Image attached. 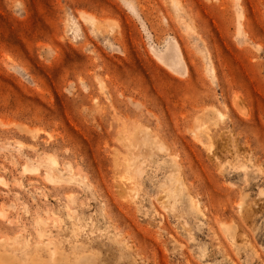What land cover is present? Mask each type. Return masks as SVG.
I'll return each instance as SVG.
<instances>
[{
    "label": "rangeland",
    "instance_id": "374dc122",
    "mask_svg": "<svg viewBox=\"0 0 264 264\" xmlns=\"http://www.w3.org/2000/svg\"><path fill=\"white\" fill-rule=\"evenodd\" d=\"M8 254L264 264V0H0Z\"/></svg>",
    "mask_w": 264,
    "mask_h": 264
},
{
    "label": "bare ground",
    "instance_id": "6f19581e",
    "mask_svg": "<svg viewBox=\"0 0 264 264\" xmlns=\"http://www.w3.org/2000/svg\"><path fill=\"white\" fill-rule=\"evenodd\" d=\"M9 255V254H8ZM2 258L4 259L6 264H13V261L11 260V256H7V255H2ZM14 258V257H13Z\"/></svg>",
    "mask_w": 264,
    "mask_h": 264
}]
</instances>
